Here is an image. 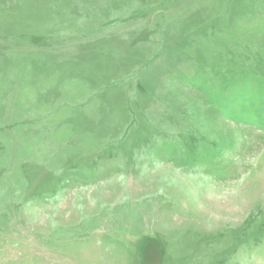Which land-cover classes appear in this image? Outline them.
I'll return each instance as SVG.
<instances>
[{
	"label": "rangeland",
	"instance_id": "374dc122",
	"mask_svg": "<svg viewBox=\"0 0 264 264\" xmlns=\"http://www.w3.org/2000/svg\"><path fill=\"white\" fill-rule=\"evenodd\" d=\"M0 264H264V0H0Z\"/></svg>",
	"mask_w": 264,
	"mask_h": 264
}]
</instances>
